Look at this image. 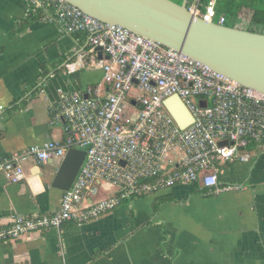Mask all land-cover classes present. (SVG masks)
<instances>
[{
    "label": "crops",
    "instance_id": "1",
    "mask_svg": "<svg viewBox=\"0 0 264 264\" xmlns=\"http://www.w3.org/2000/svg\"><path fill=\"white\" fill-rule=\"evenodd\" d=\"M29 1L0 0V157L65 139L66 122L55 115L59 89L109 92L103 70L88 61L68 71L67 64L88 50L86 35L61 32L41 16L26 20ZM233 22L251 27L243 13ZM99 57L107 59L102 52ZM247 152L248 162L218 165V188L176 185L95 220L27 233L0 244V264H264V145ZM61 159L30 160L17 183L0 175V225L60 207L64 191L52 187V179ZM228 185L240 189L223 190ZM97 187L88 202L117 192L106 181Z\"/></svg>",
    "mask_w": 264,
    "mask_h": 264
},
{
    "label": "built area",
    "instance_id": "2",
    "mask_svg": "<svg viewBox=\"0 0 264 264\" xmlns=\"http://www.w3.org/2000/svg\"><path fill=\"white\" fill-rule=\"evenodd\" d=\"M218 0H188V11L224 25ZM54 21L66 34L84 33L88 50L76 64L103 70L109 92L91 86L86 94L59 89L57 121L66 122L63 141L50 140L0 157V175L17 183L30 160L47 163L81 148L87 156L72 187L54 212L15 215L0 225V244L31 232L62 229L108 214L122 203L176 185L199 183L218 188L221 162L250 161L247 149L264 145V94L232 80L190 56L119 25L104 23L65 0H30L26 16ZM102 52L107 59H101ZM135 83L138 90H134ZM178 96L193 116L182 128L165 102ZM117 187L111 197L97 195L98 181ZM223 190L240 189L238 185Z\"/></svg>",
    "mask_w": 264,
    "mask_h": 264
},
{
    "label": "water",
    "instance_id": "3",
    "mask_svg": "<svg viewBox=\"0 0 264 264\" xmlns=\"http://www.w3.org/2000/svg\"><path fill=\"white\" fill-rule=\"evenodd\" d=\"M65 1L104 23L122 26L178 50L264 94V32L207 22L188 11V0L181 4L173 0ZM165 104L180 127L193 122L188 109L178 105H184L178 96ZM86 156L85 149H68L53 176L52 187L70 190Z\"/></svg>",
    "mask_w": 264,
    "mask_h": 264
},
{
    "label": "trees",
    "instance_id": "4",
    "mask_svg": "<svg viewBox=\"0 0 264 264\" xmlns=\"http://www.w3.org/2000/svg\"><path fill=\"white\" fill-rule=\"evenodd\" d=\"M173 1L179 4L183 2V0ZM217 12L226 16V23L229 19H236L243 13L250 18L251 27L249 30L262 32L260 29L264 28V0H218ZM38 17L37 15H30L26 17V20Z\"/></svg>",
    "mask_w": 264,
    "mask_h": 264
},
{
    "label": "rangeland",
    "instance_id": "5",
    "mask_svg": "<svg viewBox=\"0 0 264 264\" xmlns=\"http://www.w3.org/2000/svg\"><path fill=\"white\" fill-rule=\"evenodd\" d=\"M233 21H234V19H229L227 23H228V24H233V23H234ZM260 30H261L262 32H264V28H261ZM178 105L180 106L181 109H183V110L186 111V108H187V107H186L185 105H182V104H178ZM137 198H138V197H137Z\"/></svg>",
    "mask_w": 264,
    "mask_h": 264
}]
</instances>
